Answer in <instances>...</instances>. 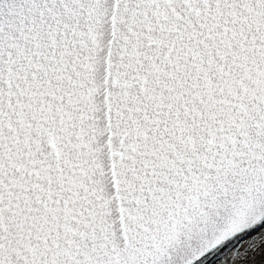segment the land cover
I'll return each instance as SVG.
<instances>
[{
    "label": "snow or ice",
    "instance_id": "snow-or-ice-1",
    "mask_svg": "<svg viewBox=\"0 0 264 264\" xmlns=\"http://www.w3.org/2000/svg\"><path fill=\"white\" fill-rule=\"evenodd\" d=\"M264 264V0H0V264Z\"/></svg>",
    "mask_w": 264,
    "mask_h": 264
},
{
    "label": "water",
    "instance_id": "water-1",
    "mask_svg": "<svg viewBox=\"0 0 264 264\" xmlns=\"http://www.w3.org/2000/svg\"><path fill=\"white\" fill-rule=\"evenodd\" d=\"M176 264H179V257L176 258Z\"/></svg>",
    "mask_w": 264,
    "mask_h": 264
}]
</instances>
